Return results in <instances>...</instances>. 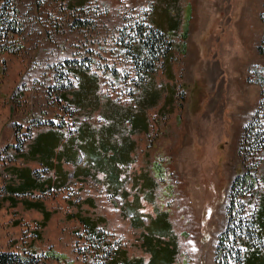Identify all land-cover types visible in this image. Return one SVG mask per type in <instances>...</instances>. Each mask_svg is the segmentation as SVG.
Here are the masks:
<instances>
[{"label": "rangeland", "instance_id": "rangeland-1", "mask_svg": "<svg viewBox=\"0 0 264 264\" xmlns=\"http://www.w3.org/2000/svg\"><path fill=\"white\" fill-rule=\"evenodd\" d=\"M263 12L264 0H0V161L10 159L39 122L71 121L69 131H75V92L82 81L75 71H84L93 77L89 83L96 85L102 107L112 103L123 108L122 116L137 111L149 119L139 142L143 167L123 169L122 190L131 199L138 191L131 179L142 170L158 180L154 204L145 199L137 215L143 227L122 215L123 200L106 194L101 178L80 190L45 195L53 214L39 226L41 219L13 218L3 201L5 184L13 182L0 171V252L17 253L24 264H111L109 257L94 256L76 220L65 219L76 211L72 201L91 198L90 217L105 219L99 229L107 245L125 252L127 261L148 262L143 236L159 210L171 225L176 264H215L210 223L215 232L222 226L229 185L246 166L240 144L233 151L227 142L231 119L241 110H252L254 117L261 100L264 57L257 46ZM154 25L174 30L167 58L140 49ZM159 161L160 176L154 168ZM256 185L243 199L250 221L264 178ZM223 195L225 207L215 201Z\"/></svg>", "mask_w": 264, "mask_h": 264}, {"label": "crops", "instance_id": "crops-1", "mask_svg": "<svg viewBox=\"0 0 264 264\" xmlns=\"http://www.w3.org/2000/svg\"><path fill=\"white\" fill-rule=\"evenodd\" d=\"M78 75H82V81L75 92L77 100L74 103L77 113L73 118L78 119L75 131H69L71 126L68 124L71 121L63 126H49L44 121L39 122L37 126L29 128V136L21 148L15 149L10 159L0 161V171H3V175H8L13 182L11 185L5 184L3 201L8 204L6 207L11 208L15 219L33 218L36 221L41 219V222L36 224L46 226L53 211L45 207L43 200L45 195L50 192L52 195L66 192L70 187L80 190L98 178H101L100 183L106 194L120 195L123 200L121 213L127 218L138 215L142 208L146 207L145 199L150 198V203L154 204L158 180L153 174H147L142 170L138 172L139 176L131 179L134 189H138L131 199L129 192L122 190L123 169L134 167L138 170L143 167L144 160L141 157L142 149L139 142L142 133L146 134L149 130L148 116L137 111L135 115L127 111L126 115L122 116L123 108L112 103L102 107L96 85L89 83L93 77L84 71H80ZM235 114L230 125L232 134L227 139V142L232 144L233 151L240 144L244 126L254 115L252 110H241ZM126 117H130L133 123L138 121L139 127H132ZM144 120L148 124L147 130L143 129ZM261 153V164L258 169L264 161V150ZM263 178L264 174L260 177L258 173V183ZM225 198L224 195L222 198L215 197V201L225 207ZM258 200L254 213V227L259 236L264 237V189ZM93 201L91 198H85L82 203L72 201V204H77L74 206L76 211L65 214L66 220L74 219L79 223L83 234L87 230L93 231L92 227L100 231L99 228L102 227L100 224L105 222L102 217H90L89 209H94ZM83 205H88L89 208H86L88 212L82 211ZM225 222L226 219L219 223L222 226L218 227L216 232L213 230L214 225L210 223L214 247L218 235L226 227ZM244 258L242 264H264V249L248 245Z\"/></svg>", "mask_w": 264, "mask_h": 264}, {"label": "trees", "instance_id": "trees-1", "mask_svg": "<svg viewBox=\"0 0 264 264\" xmlns=\"http://www.w3.org/2000/svg\"><path fill=\"white\" fill-rule=\"evenodd\" d=\"M260 21L264 25V12L260 15ZM184 28L182 41L187 38L186 22L184 23ZM173 34V29L164 32L159 26L154 25L152 33L140 39V49L150 53L152 57L161 52L167 58L171 46L166 47V45L171 44ZM164 46L165 49L161 50ZM157 49H160V51H157ZM182 52H186L185 46L182 48ZM257 53L264 57V36L257 46ZM75 73V75H78L80 71H75ZM92 83H95V81L93 80ZM260 84L262 89L261 100L255 116L244 126L238 151L239 156L245 158L246 166L243 168V172L241 171L236 175L229 185L228 205L225 211L227 217L226 227L217 238V246L214 251L215 264H242L245 259V253L242 252L243 246L248 247L249 244L252 247L260 248L264 242V237L259 236L256 232L254 221L246 220V203L243 200L247 195L252 194L257 186V173L261 161L260 159L257 161V158L259 157L258 154L264 150V78L260 80ZM18 146L17 148L19 149ZM249 161L254 163L248 165ZM161 162L154 164L155 172L159 176L163 170ZM131 218L132 225L135 228L143 227L141 218L138 219L137 215H132ZM204 221L206 222L207 219H204ZM84 223L87 226V223ZM148 225L149 229L146 230L147 233L143 236V244L148 248L150 254L148 262H143L139 258L132 259L130 262L127 261L125 252H114L113 247L107 245L105 235L102 231L97 230L96 227H92L93 231L87 230L85 238L91 249H94V256L97 258L109 257L111 264H176L175 257L178 254V250L170 232L171 225L167 214L165 212H156L155 218L151 219ZM82 256L85 258L86 255ZM24 262L17 253L0 252V264H24Z\"/></svg>", "mask_w": 264, "mask_h": 264}]
</instances>
